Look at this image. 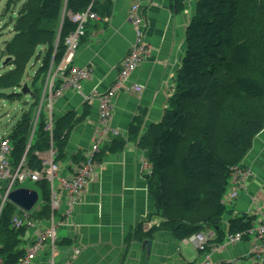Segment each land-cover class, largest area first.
<instances>
[{
	"label": "trees",
	"instance_id": "trees-1",
	"mask_svg": "<svg viewBox=\"0 0 264 264\" xmlns=\"http://www.w3.org/2000/svg\"><path fill=\"white\" fill-rule=\"evenodd\" d=\"M184 1L173 0L176 13L184 10ZM13 5L8 0L5 12ZM89 6L97 17L110 15V0H26L22 4L11 21L14 35L1 52L10 59L5 64L10 70L0 75V96L21 87L38 47L44 52L39 54L42 61L33 84L60 63L65 39L76 30L70 15L84 13ZM7 98L21 99V94L10 93ZM33 98L8 136L14 164L28 142L32 111L38 105L37 94ZM78 120L73 112L56 119L52 142L57 160L67 156L69 134ZM141 125L142 120L136 118L128 135L137 138V145L147 154L150 175L145 179L162 218L161 228L178 242L208 231L215 233L214 244L234 233L242 234V241L248 240L256 218L229 217L224 233L223 219L229 213L222 199L233 170L243 167L254 138L264 129V0H197L185 29V51L168 107L162 120L143 134ZM49 141L42 119L27 153L30 168L39 169L34 153L45 152ZM124 145V139H115L107 150L119 152ZM80 158L79 153L71 156L73 162ZM37 189L44 202L40 215L48 217L47 184L40 182ZM12 214L13 208L7 205L0 217L1 264H17L24 253L20 240L24 231L11 227ZM152 234L153 230L139 229L131 239L143 243ZM71 242L62 239L61 246L69 247Z\"/></svg>",
	"mask_w": 264,
	"mask_h": 264
},
{
	"label": "crops",
	"instance_id": "crops-1",
	"mask_svg": "<svg viewBox=\"0 0 264 264\" xmlns=\"http://www.w3.org/2000/svg\"><path fill=\"white\" fill-rule=\"evenodd\" d=\"M196 2L185 0L184 10L176 13L173 0H143L149 53L127 83V86H141L143 91L120 92L113 100L110 126L123 135L125 145L119 152L110 153L107 148L113 140H109L98 154L101 169L86 191L85 204L76 210V233L66 231L64 238L70 239L71 243L76 241L82 250L75 264H186L197 258L191 246L178 242L169 231L161 228L162 218L155 209L145 179V163L149 165L147 154L137 145L138 139L128 135L136 118L142 120L140 134L162 120L168 99L174 92L176 74L185 51V29ZM110 3L109 17H98L87 23L74 58L75 66L91 69L90 79L83 84L81 93L67 92L54 103L56 119L69 112L79 119L69 134L68 157L87 152L97 126L96 101H85V97L103 93L111 87L135 39L128 17L131 0H110ZM8 33L10 40L14 35L12 26ZM9 40L3 42L2 51ZM39 49L44 52L43 47L36 49L34 57L39 56L36 63L42 61L40 52L37 54ZM55 72L53 67L50 77L47 73L40 78L43 90ZM71 162L68 159L64 166ZM242 165L250 168L252 174L247 179L246 193L230 201L227 207L229 214L225 215L222 225L224 233H227L229 217L253 216L257 223L258 211H264V130L254 139ZM139 229L143 232L153 230L149 254L142 242L131 239ZM251 243L249 239L242 241L214 254L213 258H236L243 264H252L247 257ZM182 245L191 247L194 252L186 251Z\"/></svg>",
	"mask_w": 264,
	"mask_h": 264
},
{
	"label": "built area",
	"instance_id": "built-area-1",
	"mask_svg": "<svg viewBox=\"0 0 264 264\" xmlns=\"http://www.w3.org/2000/svg\"><path fill=\"white\" fill-rule=\"evenodd\" d=\"M128 12L130 25L135 35L128 53L123 58L118 75L111 87L103 93L85 97V101H96L97 126L92 142L87 152L77 162L63 166L59 171L60 161L52 142L56 118L53 114L54 103L67 92L81 93L83 84L91 77V69L77 67L74 58L85 35L86 25L90 20H98L91 12V6L84 13L70 15V20L76 24V30L65 39V52L56 68L55 74L47 80L40 106L32 111L31 128L25 152L20 161L14 164L12 160V145L8 136L0 137V217L7 205L13 208L10 225L15 230H23L20 237L24 253L17 264H75L82 250L74 241L69 247L61 246L62 238L58 230L76 233L74 216L78 207L85 204L86 191L93 183L101 166L96 156L101 147L109 140L124 138L123 135L110 126L112 120V103L120 92L141 93L143 88L138 85L127 86L130 76L143 64L149 53L146 43V21L142 14L143 0H131ZM52 66L48 71L50 72ZM21 91V87L17 89ZM46 101L44 115L42 104ZM44 121V131L48 134L49 148L45 152L34 153L39 162V169H32L27 163V153L41 121ZM71 159V156H69ZM146 175H150V166L145 163ZM65 165V164H64ZM250 168L239 167L233 170L229 187L223 196V203L237 200L247 191V179L251 176ZM45 182L49 191L48 217L41 216L44 202L39 198L37 184ZM29 183L34 187H25ZM30 189L37 192L38 198L30 210H25L9 199V195L17 189ZM258 222L250 229L248 239L252 242L248 251V259L252 264L264 262V211H258ZM215 233L208 231L194 234L182 241L189 245L197 254V258L186 264H243L241 259L214 260L213 255L242 242L240 233L226 234L221 244L211 243ZM58 257V258H57ZM1 264V258H0Z\"/></svg>",
	"mask_w": 264,
	"mask_h": 264
},
{
	"label": "rangeland",
	"instance_id": "rangeland-1",
	"mask_svg": "<svg viewBox=\"0 0 264 264\" xmlns=\"http://www.w3.org/2000/svg\"><path fill=\"white\" fill-rule=\"evenodd\" d=\"M7 1L8 0H0V32L2 33V34H0V75L7 72L8 70H10L9 66L6 67L5 65H3L5 58L1 56L2 45H3V42L5 40H9L8 39V36H9L8 30L10 31V29H11V26H12L11 21H13V19H15L16 14L19 11L20 6L24 0H11V2L14 3V5L10 9V11L6 13L5 7H6ZM40 51L41 50L39 49L37 51V54ZM35 58L36 57H33L31 59L29 65L27 66V70L25 72V75L23 76V78L21 80V85L27 84V87L30 91V94L23 95L20 92H18L17 89H15V90L4 91L3 92L4 96H0V137H6V136H9L11 134L14 127L21 121L22 115L29 110L30 106L33 104V101L36 99V98H33V95L36 96V94H37V98H38L37 109L40 106L41 98L43 96V88L41 87L42 85H40L39 82L36 84H33L34 83L33 82V76H34L36 70L39 69L40 64H41V60L36 63L37 58H36V60H35ZM6 65H7V63H6ZM10 93L21 94V99L20 98L19 99L16 98L14 100L8 99L7 95ZM45 107H46V101H44V103L42 104V112H41L42 116L45 114L44 113ZM42 116H41V120H42ZM68 159H69V157L66 156L62 160H59L60 161L59 171H62V168ZM24 186L30 187V188L34 187L29 183H25ZM39 198L41 200L40 192H39ZM229 204H230V202L227 203V207L229 206ZM69 233H70V231H68V234ZM57 234H58V237H61L63 239L67 237L66 230H58ZM182 247L186 248L185 249L186 251L192 250L191 247H185L184 245H182Z\"/></svg>",
	"mask_w": 264,
	"mask_h": 264
},
{
	"label": "water",
	"instance_id": "water-1",
	"mask_svg": "<svg viewBox=\"0 0 264 264\" xmlns=\"http://www.w3.org/2000/svg\"><path fill=\"white\" fill-rule=\"evenodd\" d=\"M9 60L10 59H6L3 65H5ZM20 93L23 95L30 94L27 84L22 85ZM37 198L38 195L36 191L25 188L17 189L9 195V199L13 203L25 210H30L36 203ZM151 245L152 242L150 240H145L143 242V246H145L147 254L151 252Z\"/></svg>",
	"mask_w": 264,
	"mask_h": 264
},
{
	"label": "clouds",
	"instance_id": "clouds-1",
	"mask_svg": "<svg viewBox=\"0 0 264 264\" xmlns=\"http://www.w3.org/2000/svg\"><path fill=\"white\" fill-rule=\"evenodd\" d=\"M22 87V86H21Z\"/></svg>",
	"mask_w": 264,
	"mask_h": 264
}]
</instances>
